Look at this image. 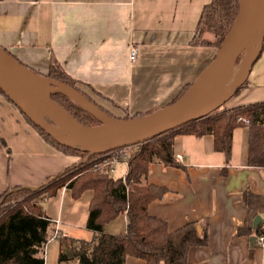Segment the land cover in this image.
I'll list each match as a JSON object with an SVG mask.
<instances>
[{
  "label": "crops",
  "instance_id": "0c3cea01",
  "mask_svg": "<svg viewBox=\"0 0 264 264\" xmlns=\"http://www.w3.org/2000/svg\"><path fill=\"white\" fill-rule=\"evenodd\" d=\"M209 1L0 0V45L43 74L52 60L57 61L78 86L95 94L96 103L116 116L123 110L148 112L172 101L213 57L212 46L190 42ZM132 46L137 50L133 62ZM263 100L264 41L245 85L228 99L227 107ZM173 152L182 156L181 166L149 165L145 180L166 190L148 204V213L165 220L169 231L190 221L196 231L199 227L197 233L206 231V243L188 249L191 264H264V248L256 238L250 240L256 234L237 232L247 216L244 190L264 195V167L247 162V126L233 130L228 159L214 150L209 134H176ZM113 156L119 161L110 174L120 177L126 170V154L119 150ZM77 160L47 142L0 93V194L15 186L40 185ZM64 190L68 191L64 187L57 191L54 215L44 208L48 198L42 201L52 233L57 229L55 238L68 237L65 228L78 227L90 240L92 232L85 226L59 218ZM125 223L122 213L107 222L105 230L122 231ZM125 264L145 261L128 256Z\"/></svg>",
  "mask_w": 264,
  "mask_h": 264
},
{
  "label": "trees",
  "instance_id": "16d2710c",
  "mask_svg": "<svg viewBox=\"0 0 264 264\" xmlns=\"http://www.w3.org/2000/svg\"><path fill=\"white\" fill-rule=\"evenodd\" d=\"M237 9V0H210L204 4L190 42L210 45L217 50ZM204 32L212 34L214 39L201 38ZM45 75L75 87L94 101L78 87V81L66 73L57 61H51ZM187 87L188 85L174 99ZM0 93L11 102L1 89ZM52 97L80 123H100L67 96L54 94ZM98 105L108 114L116 116ZM114 105L120 107L116 103ZM123 112L122 116L116 117L131 118L146 113ZM22 115L47 142L65 153L78 156V160L34 190L15 186L0 194V264H44V247L53 231L42 201L54 196L62 187L69 191L73 199L79 198L86 190L91 191L85 227L92 232V238L73 241L72 264H125L128 256L141 258L145 264H191L187 259L188 249L192 245L206 243V231L197 233L194 221L169 231L165 220L148 213V204L161 197L166 190L163 186L145 180L149 165L156 162L181 166L173 152L174 137L179 133L211 135L214 150L223 153L228 159L233 130L244 125L237 120L241 116L250 121L246 125L247 162L252 166L264 167V125L261 124L264 100L219 107L202 118L162 132L144 142L109 151V158L119 150H124L126 154V171L120 177H113L108 166H94V163L100 161L102 154L91 155L85 160L86 152L59 144L26 115ZM243 201L247 216L244 225L238 228V234H264V195L246 189ZM122 213L126 215L124 230L107 232L105 224ZM258 214H262V219L253 227V219ZM59 258L65 259L67 256L60 253Z\"/></svg>",
  "mask_w": 264,
  "mask_h": 264
},
{
  "label": "water",
  "instance_id": "95a60500",
  "mask_svg": "<svg viewBox=\"0 0 264 264\" xmlns=\"http://www.w3.org/2000/svg\"><path fill=\"white\" fill-rule=\"evenodd\" d=\"M237 3L229 29L195 79L176 99L140 116L122 118L108 114L80 90L35 72L1 45L0 89L56 142L86 152L85 160L94 154L144 142L224 106L246 82L264 41V0H237ZM54 94L67 96L100 123H80L53 99ZM25 187L34 190L38 185ZM260 220L261 216L256 215L253 227ZM255 238L252 235L250 240Z\"/></svg>",
  "mask_w": 264,
  "mask_h": 264
},
{
  "label": "rangeland",
  "instance_id": "374dc122",
  "mask_svg": "<svg viewBox=\"0 0 264 264\" xmlns=\"http://www.w3.org/2000/svg\"><path fill=\"white\" fill-rule=\"evenodd\" d=\"M201 38H207L209 40H213L214 37L212 34L204 32L202 34ZM214 53L216 52V49L212 46ZM213 53V55H214ZM80 89L83 90L80 86H78ZM84 91V90H83ZM92 99H95L97 101V97L95 94H91L89 91H85ZM94 100V101H95ZM96 103V102H95ZM229 106V101L227 100L224 103V106ZM117 114L123 115L124 112H118ZM116 173V172H115ZM59 194L60 191L52 197H49L48 199L44 200V208H46V213L49 215H54L58 210V202H59ZM64 208L62 210V214L59 215V218L63 221L64 218L67 219V221L71 222L72 224L85 226V218L84 215L88 212V200L91 196V191L86 190L80 199L78 201H75L71 196L69 195L68 191L64 190ZM65 230L69 233L68 237H58V238H52L48 240L44 247V264H72L73 259L71 258L72 252L71 248L68 249L66 246L74 241V239H84L86 236H82L84 233L83 229H80L78 227ZM85 240V239H84ZM63 253L67 256L65 259H60L59 254ZM70 253V254H69Z\"/></svg>",
  "mask_w": 264,
  "mask_h": 264
},
{
  "label": "built area",
  "instance_id": "2783aa9c",
  "mask_svg": "<svg viewBox=\"0 0 264 264\" xmlns=\"http://www.w3.org/2000/svg\"><path fill=\"white\" fill-rule=\"evenodd\" d=\"M136 56H137V50L135 47H131L130 48V51H129V58L130 60L133 62L135 59H136ZM237 120L239 122H241L242 124L244 125H248L249 124V119L246 118V117H237ZM262 125H264V116L262 118ZM108 152L106 153H102V155H100V161L99 162H96L94 163V166H108L109 167V172H112L113 169H114V164L116 162L119 161L118 157H115L112 155L111 158L108 157ZM176 159L177 160H181L182 159V156L180 154H177L176 156ZM125 162H126V159H125ZM127 165V163H126ZM126 171V170H125ZM125 173V172H124ZM124 175V174H123ZM122 175V176H123ZM55 223L57 224L58 223V220H55ZM57 236V229H55L54 233L52 234V237L51 238H55ZM256 240L257 242L259 243V245L264 248V234L263 233H260V234H257L256 235Z\"/></svg>",
  "mask_w": 264,
  "mask_h": 264
}]
</instances>
